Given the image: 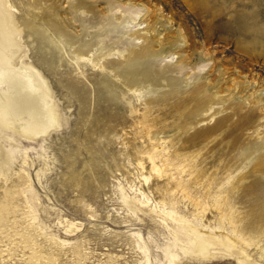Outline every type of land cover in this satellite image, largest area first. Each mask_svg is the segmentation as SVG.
<instances>
[{
  "label": "rangeland",
  "instance_id": "1",
  "mask_svg": "<svg viewBox=\"0 0 264 264\" xmlns=\"http://www.w3.org/2000/svg\"><path fill=\"white\" fill-rule=\"evenodd\" d=\"M88 6L0 0L7 68L55 112L33 136L0 116V264H264V0Z\"/></svg>",
  "mask_w": 264,
  "mask_h": 264
},
{
  "label": "bare ground",
  "instance_id": "2",
  "mask_svg": "<svg viewBox=\"0 0 264 264\" xmlns=\"http://www.w3.org/2000/svg\"><path fill=\"white\" fill-rule=\"evenodd\" d=\"M57 1L59 2L60 0H57ZM88 1L89 0H65V3L67 5L66 12L69 14L68 18H70L71 20L82 19L83 21L84 18H82V12L84 11V9L89 8L90 5L88 6ZM103 1H106V0H103ZM107 1L108 3L112 2V0H107ZM126 3L131 4L129 2H126ZM116 5L117 3L115 4V6ZM115 6L114 5L110 6V4L105 5L107 13L109 12L108 16L112 17L115 14V12L119 10L118 9L119 7H115ZM110 11L112 14L110 13ZM118 12H119V16L123 15V13H120L121 9ZM1 13L2 12L0 10V116L1 118L5 119L7 123H10L13 125H16V123H18V127H20L21 130L27 133V135L29 136H33L38 133H43L46 131L47 127H49L51 123H54V118H55L54 106L46 98L47 96L46 86L45 87L38 86L37 79L35 78V76L29 69L22 68V67H19L16 69L7 68L8 58L3 53V49L5 46V42H6L7 31H6L5 22H4V19ZM111 17H108V18H111ZM26 19H27V24L30 25L29 28H32V31L34 32H41L44 38H46L47 33L51 34L45 27V24L46 23L55 24L57 22L55 14L44 13L41 16V22L43 24L42 25L43 29H38L36 28L38 27L37 24L32 21L33 18L31 19V17L29 16ZM67 43H68L69 54L72 55L74 58H76V61L79 59L89 61L88 56L82 55V53H85L88 50L97 48L93 46L96 43L87 44V42L85 41L84 42L80 41L76 43L74 40L67 39ZM42 53L44 54L45 51ZM47 53L50 55V57H53L52 53H50V50L46 52L44 55H48ZM102 54H103L102 52L100 53L98 52L99 56H101ZM165 56L167 57L173 56L172 51H168ZM201 56L204 57V55H201ZM201 56H200V59H202ZM201 65H203L202 62L198 64V67H201ZM258 93H259V97L263 99L264 90L260 89ZM157 155L158 153H157L156 148H154L152 152L147 155L148 163H149V171L152 170L153 172L158 174V176H165L166 178L170 180L171 178H173V175L169 173V171L168 172L165 171V167H169V162L167 161V160H170L169 157L164 151L160 152V156H157ZM138 164L140 167L143 168V165L141 162H138ZM144 178L147 179V176H145ZM160 210H157V211H160ZM186 230L187 229H185V231ZM195 235L196 236L194 239L199 240L197 238L199 234L195 233Z\"/></svg>",
  "mask_w": 264,
  "mask_h": 264
}]
</instances>
